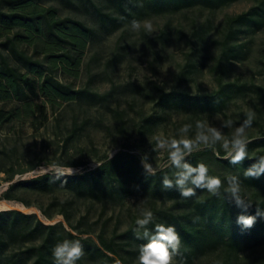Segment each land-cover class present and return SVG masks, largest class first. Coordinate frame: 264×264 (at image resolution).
Listing matches in <instances>:
<instances>
[{
  "label": "trees",
  "instance_id": "trees-1",
  "mask_svg": "<svg viewBox=\"0 0 264 264\" xmlns=\"http://www.w3.org/2000/svg\"><path fill=\"white\" fill-rule=\"evenodd\" d=\"M42 1L0 0V37H3L0 40V125L18 118L20 108L24 115L38 119V114L45 113V103L33 104V99L39 96L45 97L51 106L57 102L82 100L103 103L112 97V89L100 94L87 86L75 88L71 83L59 81L54 75L56 63L74 64L77 56L68 50L53 52L52 47L57 44L81 47L86 39H101L132 20L141 21L152 15L172 14L194 7L213 11L239 0H60L66 6L87 13L96 26H87L76 19L56 18V9L41 7ZM250 2L247 10L225 17L220 38L214 41L219 49L210 66L216 80L214 90L192 93L183 86L204 66L199 60L202 49L199 45L195 46L177 75V87L169 90L156 86L147 89L130 83L132 91L145 105L151 104L153 110L135 121L124 109H110L118 132L128 133L132 128L141 137L150 135L173 113L185 116L181 124H191L195 128L196 122L202 121L204 116L223 113L235 95L249 90L264 91V87L253 83L226 80L231 65L244 60L248 54V41H242V35L264 29V0ZM4 7L8 9L3 10ZM210 26H197L194 35L203 41ZM159 36L167 40L169 31L163 29ZM40 38L48 45L40 47ZM23 44H33V51L30 53ZM41 53H45L43 58H40ZM11 101L24 105L7 108L6 104ZM83 127L82 124H74L68 139ZM248 139L251 141L248 144V159L242 164L232 165L223 159L225 153L220 146L217 147L219 155L204 148L194 151L188 160L193 165L204 163L208 174L219 177L225 187L229 175L237 176L241 181L242 194L253 202L246 214L255 215L257 206L264 208V175L258 179L246 178L244 171L256 162L255 158L264 155V129ZM130 148L124 145L110 159L106 156L95 168L79 175L55 179L53 174H48L13 182L2 192L1 199L28 206L29 203L16 193L18 187L49 192L55 186L67 188L78 198L104 205L120 203L130 197L142 198L154 213L155 219L148 226L150 230L155 224H164L174 226L178 232L181 254L176 257L175 264H195L211 252H219L223 256L220 264H236V259L242 254L264 250V219L257 218L252 228L242 229L236 223L241 209L225 196L215 197L197 189L195 197L186 199L175 189H163L162 177L167 174L171 178L175 170L164 167L156 176L146 177L140 156ZM165 157L167 159V155ZM166 201L171 203L170 206L159 204ZM73 210L72 200H53L42 209V214L47 218H51L53 213L61 214L75 234L66 231L59 223L44 224L32 213L0 211V264H54L53 249L64 240H79L83 245L85 254L77 264H115L116 260L121 264H138L139 247L146 243L138 239L134 231L139 213L129 215L128 227L123 231H118V223H115L110 237L105 236L103 223L95 242L82 237L89 233L92 225L86 216L81 215L74 223L71 222ZM247 264H264V253L256 254Z\"/></svg>",
  "mask_w": 264,
  "mask_h": 264
},
{
  "label": "rangeland",
  "instance_id": "rangeland-1",
  "mask_svg": "<svg viewBox=\"0 0 264 264\" xmlns=\"http://www.w3.org/2000/svg\"><path fill=\"white\" fill-rule=\"evenodd\" d=\"M250 4V0H239L213 11L194 7L172 14L152 15L141 20L151 21L154 29L151 33L143 27L140 31H132L130 24H125L101 39H86L81 47L66 43L52 47L53 52L68 50L70 54L77 56L74 64L56 63L54 75L59 81L71 83L75 88L87 86L100 94L112 89L113 94L103 103L82 100L57 102L53 106L47 103L45 97L39 96L33 99V104L45 103V113L38 114V119L24 115L20 108L18 118L0 125V201L14 204L0 210L32 213L44 224L59 223L66 231H71L61 214L53 213L51 218H47L42 214V209L53 200H72L74 214L71 222L74 223L79 216L84 215L89 223H92L89 233L82 237L97 242V234L103 223L106 237L111 236L115 223H118V231L125 230L129 224V215L138 214L141 207L147 208L144 199L130 197L120 203L104 205L87 198H78L61 186H55L49 192L18 187L16 193L29 203L26 206L18 201L3 200L1 194L13 182L39 176L35 170L52 163L71 167L74 172L67 176L79 175L95 168L106 156H110V152L113 155L124 145L131 146V151L140 158L143 153H148L153 165L158 164L164 168L167 152L153 151V138L162 133L165 137L179 139V129L183 126L181 123L185 116L173 113L159 124L152 134L141 137L132 128L128 133L118 132L110 109H124L135 121H138L142 114L151 112L153 106L145 105L132 91L130 83L147 89H153L155 86L163 90L177 87V75L181 72L187 55L198 45L202 49V57L199 60L203 61L204 66L201 72L193 74L191 80L183 86L192 93L214 90L216 80L210 66L219 52L214 41L220 38V28L225 17L247 10ZM40 6L55 8L56 18L76 19L87 26H96L87 13L66 6L60 0H43ZM202 24L211 26L205 39L200 41L194 32L195 28ZM163 29L169 31L167 40L159 36ZM1 39L3 37H0ZM241 40L248 41V54L244 60L231 65L226 80H238L264 87V29L254 34H243ZM40 41V47L48 45L44 44L46 42H42V39ZM25 47L31 53L34 45ZM44 55L45 53H41L40 58ZM261 93L264 91L249 90L244 94L235 95L223 113L204 116L202 121L214 127H221L223 121L231 120L233 127L222 129L226 136L231 137L235 127L243 121L245 113L253 111L255 119L252 127L247 130V136L257 135L264 129V94ZM23 105L24 103L11 101L6 107ZM74 124H82L84 127L68 139ZM195 133L196 127L192 128L187 137L194 139ZM218 146L220 145L216 147ZM201 148L204 149L203 145ZM78 162L84 164H77ZM19 204L23 208L18 206ZM159 204L167 207L171 203L166 201ZM71 232L75 234L74 231ZM259 253H264V250L242 254L235 263L247 264ZM222 260L223 256L219 252H211L199 258L195 264H220Z\"/></svg>",
  "mask_w": 264,
  "mask_h": 264
},
{
  "label": "clouds",
  "instance_id": "clouds-1",
  "mask_svg": "<svg viewBox=\"0 0 264 264\" xmlns=\"http://www.w3.org/2000/svg\"><path fill=\"white\" fill-rule=\"evenodd\" d=\"M130 27L132 31H140L142 27L148 33L154 30L153 24L148 20H132ZM254 119L253 111L246 112L245 118L239 126L235 127L231 137L226 136L222 131L223 128L233 127L231 120L223 121L221 127L211 126L206 121H197L194 139L187 137L192 129L191 124H184L179 129V139L165 137L162 133L154 136L155 148L153 151H166L167 163L165 167L175 170L171 178L167 174L162 177L163 189L169 191L175 189L181 197L186 199L195 197L197 189L207 191L215 197L225 196L229 202L241 209L240 214L237 215L236 223L242 229L252 228L257 218L264 219V208L259 206L256 207L255 215L246 214L253 202L242 194L241 181L237 176L229 175L226 178L227 186L225 187L219 177L208 174V168L204 163L193 165L188 160L194 151L202 150L201 145L219 155L216 147L219 144L225 153L223 159L228 160L232 165L242 164L245 159H248V144L251 141L248 139L247 130L252 127ZM111 156L110 152L109 159ZM255 159L256 162L245 169L244 177L258 179L264 175V155ZM140 163L146 177H154L162 171L160 165H153L150 162L148 153L141 155ZM35 172L39 176L51 173L54 174L55 179H59L65 175H72L74 170L69 166L52 163L47 167L35 170ZM222 188L223 192H221ZM154 219L152 210L143 207L139 209L134 231L137 238L145 240L146 243L139 247L138 264H175L176 257L181 254V238L172 225L155 224L154 229L150 230L148 226ZM84 254V247L79 240H64L53 249L54 264H77ZM115 264H121V261L116 260Z\"/></svg>",
  "mask_w": 264,
  "mask_h": 264
},
{
  "label": "bare ground",
  "instance_id": "bare-ground-1",
  "mask_svg": "<svg viewBox=\"0 0 264 264\" xmlns=\"http://www.w3.org/2000/svg\"><path fill=\"white\" fill-rule=\"evenodd\" d=\"M12 205H14V204L11 202L0 201V208H8L10 206L12 207ZM18 206L23 208V206L21 204H19Z\"/></svg>",
  "mask_w": 264,
  "mask_h": 264
},
{
  "label": "water",
  "instance_id": "water-1",
  "mask_svg": "<svg viewBox=\"0 0 264 264\" xmlns=\"http://www.w3.org/2000/svg\"><path fill=\"white\" fill-rule=\"evenodd\" d=\"M1 211V210H0Z\"/></svg>",
  "mask_w": 264,
  "mask_h": 264
}]
</instances>
